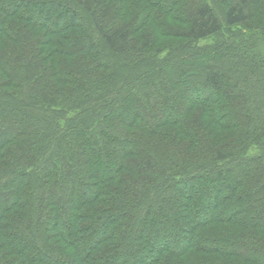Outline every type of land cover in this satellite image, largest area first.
<instances>
[{
	"label": "trees",
	"instance_id": "trees-1",
	"mask_svg": "<svg viewBox=\"0 0 264 264\" xmlns=\"http://www.w3.org/2000/svg\"><path fill=\"white\" fill-rule=\"evenodd\" d=\"M263 42L264 0H0V264H264Z\"/></svg>",
	"mask_w": 264,
	"mask_h": 264
},
{
	"label": "rangeland",
	"instance_id": "rangeland-1",
	"mask_svg": "<svg viewBox=\"0 0 264 264\" xmlns=\"http://www.w3.org/2000/svg\"><path fill=\"white\" fill-rule=\"evenodd\" d=\"M153 4H154V5H155V4H158V1H156V2L154 1ZM161 4H162V2H161ZM214 9H215L216 13L218 14V16L220 17V20H221V22H222V18H223V17H222V14H221L220 9H219L217 6H215ZM211 41H212L211 39L203 40V41H200V44L203 45V44H205V43H209V42H211ZM261 47H264V42L262 43ZM174 113H175V112H174ZM149 126H150V125H149ZM240 168H241V167H239V169H240ZM242 168H244V167L242 166ZM236 172H237V170H236ZM231 182H232V181H231ZM231 182H230V183H227V185L224 186V188H225V189H227V188L229 189V188L232 186V183H231ZM226 187H227V188H226ZM225 189H224V190H225ZM192 194H193V196H194V194H195L194 191H193ZM225 196H226V193H223V194H221L220 198L222 199V198H224ZM20 201H21V199H20ZM191 217H192V216H191ZM192 218H194V217H192Z\"/></svg>",
	"mask_w": 264,
	"mask_h": 264
}]
</instances>
